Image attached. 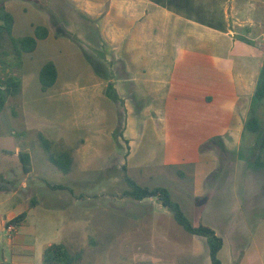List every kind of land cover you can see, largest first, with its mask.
Returning <instances> with one entry per match:
<instances>
[{
    "label": "crops",
    "instance_id": "0c3cea01",
    "mask_svg": "<svg viewBox=\"0 0 264 264\" xmlns=\"http://www.w3.org/2000/svg\"><path fill=\"white\" fill-rule=\"evenodd\" d=\"M4 5L14 19V38L33 37L40 26L49 34L38 40L34 52L23 54L15 73L22 79L21 101L14 106L16 115L12 106L9 117L1 120L18 119L22 136L36 131L73 151L66 173L73 179L63 185L68 194L64 200L73 198L74 206H81L87 197L75 194V186L86 188L87 178L82 176L101 173L112 160L129 173L144 175L163 176L167 168L193 165V196L198 199L204 191L210 196L204 182L210 171H218L223 181L230 176L212 151L218 148L236 156L247 137L245 123L264 60V0H5ZM58 28L69 35L57 37ZM89 55L107 66L123 111L120 102L105 95L108 82L93 69ZM48 62L55 64L58 77L43 91L40 73ZM6 135L2 130L1 136ZM29 150L24 143L17 148L19 159L21 153L31 158L30 173H23L17 190L11 186L10 192L17 195L26 192L28 178L34 175ZM245 174L250 176L248 205L244 208L235 201L228 216L246 225L242 232L253 234L249 220L264 223V172L251 166ZM231 176L234 194L238 166ZM95 187L98 202L103 184ZM16 200L12 212L0 216V244L6 238L11 251L6 258L0 247V264H43L49 246L67 247L69 240L39 245L37 238L28 239L22 230L30 222L47 225L55 215L40 209L36 201L25 209L26 201ZM135 202L150 211L139 219L152 220L161 208L166 210L156 199ZM66 203L63 213L69 220L71 202ZM24 212L27 217L20 225L8 226ZM235 232L241 233L238 228ZM240 264H250V253Z\"/></svg>",
    "mask_w": 264,
    "mask_h": 264
},
{
    "label": "rangeland",
    "instance_id": "374dc122",
    "mask_svg": "<svg viewBox=\"0 0 264 264\" xmlns=\"http://www.w3.org/2000/svg\"><path fill=\"white\" fill-rule=\"evenodd\" d=\"M10 47L6 40L2 50L10 51ZM2 59L4 58L0 57L1 62ZM9 60L12 61V58H6V61ZM6 73V66L0 63V78L5 77ZM12 73H16V70ZM15 105L14 100H9L5 110L0 113V181L8 180V183L17 190L20 180L24 179L22 164L17 155V148H21L23 143L29 147V153L33 157L34 175L28 178V188L24 193L20 192L17 195L15 192L0 191V216L12 212L17 197L26 201L23 205L25 209L33 206L35 200L39 203L40 209H50L55 215L54 220L47 225H36L34 220L32 221L34 223L30 222L29 226L22 230V234L28 239L37 238L39 245L48 241L69 240L67 241L69 251L83 254L80 264H211L206 239L186 232L170 212L161 208L162 211H158L152 220L143 217L139 219L141 214L150 211L146 204L140 206L123 196V192L128 189L126 177L129 176L143 186L167 188L192 224H203L214 229L226 243L224 257L222 255L220 258L223 264H230V261L232 264H240L247 253H250V264H264V223L256 218L249 220L253 234H246L242 232L246 225L243 223L241 225L240 219L234 221L228 216L229 209L235 201L244 208L248 205L246 194L250 176L245 173L251 167L247 159L249 149L256 140L255 135L247 133L236 156L233 152H224L218 148L212 151L219 158L221 166L229 169L227 176L229 174L230 176L223 181L218 171L214 173L210 171L204 181L205 190L207 188L210 193L209 197L204 191L201 198H194L193 165L167 168L166 175L163 176L156 173L144 175L145 173L136 170L129 173L123 169L119 161L112 160L111 166L101 173L82 176L87 178V187L75 186L74 193L77 195L83 193L87 199L82 201L81 206L75 207L73 198L69 201L64 200V197L68 196L65 191L54 192L55 190L50 188L49 184L69 185L73 177L50 162L49 153L42 145L37 132L22 136L25 134L20 120L11 117L9 120H1L3 115L9 117L12 106ZM120 105L123 111V102H120ZM260 116L264 120V114ZM121 129L122 127L117 134H121ZM2 130L7 134L5 138L1 136ZM13 130L18 132V135H13ZM237 166L240 176L237 181V192L233 194L231 172ZM180 173L184 176H180ZM75 178L81 177L76 175ZM97 183L103 184V195L98 202L95 198ZM213 189L216 191L211 201ZM66 202H71L72 217L69 220L63 213L62 205L67 204ZM236 228L241 233H233ZM0 247L5 251L6 258H10L11 251L6 238Z\"/></svg>",
    "mask_w": 264,
    "mask_h": 264
},
{
    "label": "trees",
    "instance_id": "16d2710c",
    "mask_svg": "<svg viewBox=\"0 0 264 264\" xmlns=\"http://www.w3.org/2000/svg\"><path fill=\"white\" fill-rule=\"evenodd\" d=\"M5 0H0V63L6 66L7 73L5 77L0 78V113H2L7 102L12 99L16 103H20L22 94V79L19 75L12 73L22 65V56L25 53H32L37 47L38 40L48 37V29L46 27H36L33 37H25L16 39L12 36L14 25L13 16L7 12L5 8ZM53 23L57 26L58 22L53 17ZM69 35L63 29L58 28L57 37ZM10 44V51L2 50L5 41ZM11 57L12 61H6V58ZM89 62L96 73L108 82L105 88V95L114 102H122L117 91L112 83V76L107 66L97 60L92 55L88 56ZM112 66V63L110 64ZM123 66V65H122ZM57 68L53 62H48L41 70L40 83L43 91H47L57 82ZM263 110V111H262ZM264 114V60L261 68L256 88L251 100L249 117L245 123V132L256 136L254 144L249 149L248 162L252 167L264 172V120L260 115ZM13 115H16L15 107L13 106ZM115 138L119 135L115 133ZM41 143L49 153L50 162L58 168L68 173L73 164V151L62 142H52L43 136H40ZM214 142L221 148L222 142L220 138H215ZM126 143V142H125ZM20 160L23 166L24 174H29L31 171V158L27 153L20 154ZM127 170V167H123ZM180 176H184L180 173ZM1 180V182H3ZM126 183L128 189L123 192V196L134 201H144L147 199H156L168 212H170L175 221L189 234L206 239L209 247V255L211 264H223L219 254L224 246V240L214 229L209 226L199 224L194 225L184 214L181 205L175 202L171 196V192L164 187L150 188L137 183L134 179L127 176ZM55 191H65L67 188L61 185H50ZM35 200H33V206ZM27 217V212L20 214L12 219L8 226H18ZM82 252L71 253L69 249L62 244H53L49 246L43 257V264H80L82 261ZM238 264V263H236Z\"/></svg>",
    "mask_w": 264,
    "mask_h": 264
},
{
    "label": "water",
    "instance_id": "95a60500",
    "mask_svg": "<svg viewBox=\"0 0 264 264\" xmlns=\"http://www.w3.org/2000/svg\"><path fill=\"white\" fill-rule=\"evenodd\" d=\"M6 190H8V191L12 190L11 184L8 182L0 183V191H6Z\"/></svg>",
    "mask_w": 264,
    "mask_h": 264
},
{
    "label": "built area",
    "instance_id": "2783aa9c",
    "mask_svg": "<svg viewBox=\"0 0 264 264\" xmlns=\"http://www.w3.org/2000/svg\"><path fill=\"white\" fill-rule=\"evenodd\" d=\"M9 230H10V231H14V228H13V227H9Z\"/></svg>",
    "mask_w": 264,
    "mask_h": 264
}]
</instances>
